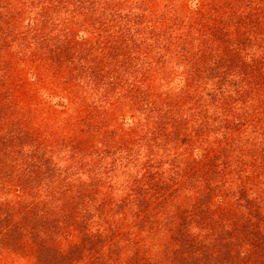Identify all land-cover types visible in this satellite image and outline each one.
Listing matches in <instances>:
<instances>
[{
  "label": "rangeland",
  "instance_id": "374dc122",
  "mask_svg": "<svg viewBox=\"0 0 264 264\" xmlns=\"http://www.w3.org/2000/svg\"><path fill=\"white\" fill-rule=\"evenodd\" d=\"M0 264H264V0H0Z\"/></svg>",
  "mask_w": 264,
  "mask_h": 264
}]
</instances>
